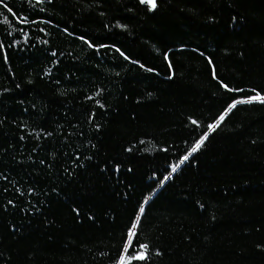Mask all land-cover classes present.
I'll return each instance as SVG.
<instances>
[{
    "label": "trees",
    "instance_id": "trees-1",
    "mask_svg": "<svg viewBox=\"0 0 264 264\" xmlns=\"http://www.w3.org/2000/svg\"><path fill=\"white\" fill-rule=\"evenodd\" d=\"M257 96L264 0H0V264H264Z\"/></svg>",
    "mask_w": 264,
    "mask_h": 264
},
{
    "label": "water",
    "instance_id": "water-1",
    "mask_svg": "<svg viewBox=\"0 0 264 264\" xmlns=\"http://www.w3.org/2000/svg\"><path fill=\"white\" fill-rule=\"evenodd\" d=\"M142 1V0H141ZM147 4V3H146ZM240 103H236V104H234L233 106H231L219 119H218V121L215 123V124H217L218 123V125L216 126V128L225 120V118L231 113V111L237 106V105H239ZM220 121V122H219ZM215 124H213V125H215ZM211 127L212 126H210V129H211ZM215 128V129H216ZM214 129V130H215ZM214 130H212V131H214ZM211 131V132H212ZM209 135V134H208ZM196 152V151H195ZM195 152H191L189 155H188V157H187V159L188 158H190ZM186 159V160H187ZM186 160L184 159V161L180 164V166L173 172V174L186 162ZM158 191H156L155 192V194L151 197V198H153L155 195H156V193H157ZM150 198V199H151ZM150 201V200H149ZM149 201L147 202V204L149 203ZM142 215V214H141ZM137 226H138V222H137V224H136V227H135V229H134V233H133V236H132V240H133V238H134V235H135V232H136V229H137ZM132 242V241H131ZM131 245V244H130Z\"/></svg>",
    "mask_w": 264,
    "mask_h": 264
},
{
    "label": "snow or ice",
    "instance_id": "snow-or-ice-1",
    "mask_svg": "<svg viewBox=\"0 0 264 264\" xmlns=\"http://www.w3.org/2000/svg\"><path fill=\"white\" fill-rule=\"evenodd\" d=\"M142 2L149 4L152 8H155L156 7V0H142ZM254 99H258L261 102H264V97L257 96V97H254ZM204 139H206V137ZM204 139H202L198 144H196V146L192 149L193 152L197 151L201 147V145L204 143ZM184 159L186 160L187 157H185ZM173 171H175V168H173ZM140 211L143 212V209L141 208ZM146 247L147 246H145V248ZM139 258L140 259H143L144 256L142 255Z\"/></svg>",
    "mask_w": 264,
    "mask_h": 264
},
{
    "label": "rangeland",
    "instance_id": "rangeland-1",
    "mask_svg": "<svg viewBox=\"0 0 264 264\" xmlns=\"http://www.w3.org/2000/svg\"><path fill=\"white\" fill-rule=\"evenodd\" d=\"M243 102H261V101L258 100V99H254V97H253V98H250V99H248V100H242V101L237 102V103H243ZM262 103H264V102H262ZM235 104H236V103H235ZM210 132H211V131H210ZM131 241H132V238L129 237V241H128V243H127V245H126V247H125V250H124V256H125V254L127 253L128 249H129V247H130Z\"/></svg>",
    "mask_w": 264,
    "mask_h": 264
},
{
    "label": "bare ground",
    "instance_id": "bare-ground-1",
    "mask_svg": "<svg viewBox=\"0 0 264 264\" xmlns=\"http://www.w3.org/2000/svg\"><path fill=\"white\" fill-rule=\"evenodd\" d=\"M220 122V121H219ZM218 124V123H217ZM216 124V125H217ZM212 130H214V128L212 129ZM137 224V223H136ZM136 224H135V226L133 227V229H132V231L130 232V234H129V237L130 238H132V236H133V233H134V229H135V227H136ZM131 233H132V236H131Z\"/></svg>",
    "mask_w": 264,
    "mask_h": 264
}]
</instances>
